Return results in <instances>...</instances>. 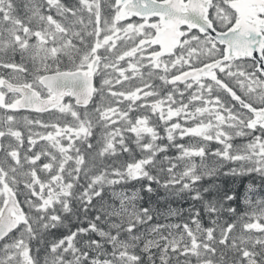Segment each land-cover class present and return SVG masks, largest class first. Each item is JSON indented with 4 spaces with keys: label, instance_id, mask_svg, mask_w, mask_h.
<instances>
[{
    "label": "snow or ice",
    "instance_id": "snow-or-ice-1",
    "mask_svg": "<svg viewBox=\"0 0 264 264\" xmlns=\"http://www.w3.org/2000/svg\"><path fill=\"white\" fill-rule=\"evenodd\" d=\"M0 264H264V0H0Z\"/></svg>",
    "mask_w": 264,
    "mask_h": 264
},
{
    "label": "trees",
    "instance_id": "trees-1",
    "mask_svg": "<svg viewBox=\"0 0 264 264\" xmlns=\"http://www.w3.org/2000/svg\"><path fill=\"white\" fill-rule=\"evenodd\" d=\"M184 142H187V141H184ZM174 206L175 207H184V208H187L188 207V204L187 203H184V202H181L179 204H175Z\"/></svg>",
    "mask_w": 264,
    "mask_h": 264
}]
</instances>
